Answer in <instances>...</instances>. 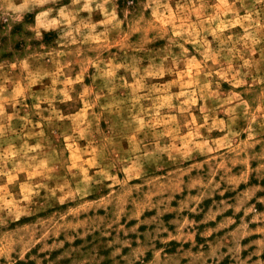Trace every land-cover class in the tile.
<instances>
[{
	"label": "clouds",
	"instance_id": "9594fccd",
	"mask_svg": "<svg viewBox=\"0 0 264 264\" xmlns=\"http://www.w3.org/2000/svg\"><path fill=\"white\" fill-rule=\"evenodd\" d=\"M0 264H264V0H0Z\"/></svg>",
	"mask_w": 264,
	"mask_h": 264
}]
</instances>
